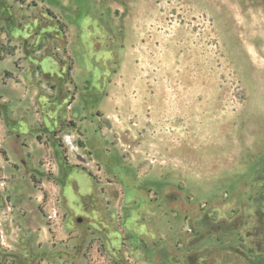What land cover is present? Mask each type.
Returning <instances> with one entry per match:
<instances>
[{"label":"rangeland","instance_id":"obj_1","mask_svg":"<svg viewBox=\"0 0 264 264\" xmlns=\"http://www.w3.org/2000/svg\"><path fill=\"white\" fill-rule=\"evenodd\" d=\"M263 158L264 0H0V264H248Z\"/></svg>","mask_w":264,"mask_h":264},{"label":"trees","instance_id":"obj_2","mask_svg":"<svg viewBox=\"0 0 264 264\" xmlns=\"http://www.w3.org/2000/svg\"><path fill=\"white\" fill-rule=\"evenodd\" d=\"M254 175L255 180H264V158L255 170ZM262 200H264V187H262L254 197V202L257 204L255 228L257 229L258 234L264 235V212L261 210L260 206ZM258 251L259 254L257 253L253 258H248V264H264V250L262 249V246L258 247Z\"/></svg>","mask_w":264,"mask_h":264},{"label":"water","instance_id":"obj_3","mask_svg":"<svg viewBox=\"0 0 264 264\" xmlns=\"http://www.w3.org/2000/svg\"><path fill=\"white\" fill-rule=\"evenodd\" d=\"M78 221L80 220V218L77 219Z\"/></svg>","mask_w":264,"mask_h":264}]
</instances>
